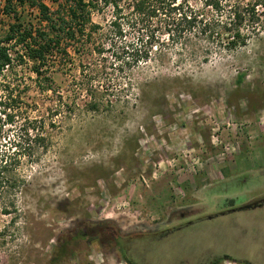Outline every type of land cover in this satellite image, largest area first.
Returning a JSON list of instances; mask_svg holds the SVG:
<instances>
[{
  "label": "rangeland",
  "instance_id": "rangeland-1",
  "mask_svg": "<svg viewBox=\"0 0 264 264\" xmlns=\"http://www.w3.org/2000/svg\"><path fill=\"white\" fill-rule=\"evenodd\" d=\"M150 1L144 15L98 2L99 28L52 57L51 81L30 63L0 72V101L19 97L0 155L25 120L50 138L10 167L21 181L0 212V264H50L61 244L53 264H126L115 235L139 264H264V205L239 209L264 197V29L235 48L197 26L178 36L169 6L203 0ZM22 15L38 24L37 9ZM136 51L148 57L133 64ZM101 222L114 236L86 231Z\"/></svg>",
  "mask_w": 264,
  "mask_h": 264
},
{
  "label": "trees",
  "instance_id": "trees-1",
  "mask_svg": "<svg viewBox=\"0 0 264 264\" xmlns=\"http://www.w3.org/2000/svg\"><path fill=\"white\" fill-rule=\"evenodd\" d=\"M56 3V8L51 11L50 7L42 0H3L2 12L11 19L8 24V32L0 37V72L14 64L30 63V68L36 75L37 81L40 77L51 81L46 75L51 68L52 57L57 56L58 61L63 64L70 56L69 47L74 48L79 43L82 36L92 33V29L97 30L99 25L92 23L91 10L95 8L101 0H52ZM105 3L112 2L114 7H118V0H104ZM131 9L134 13L144 15L146 12H155V6L150 4V0H131ZM158 0H155L157 2ZM206 7L202 12L196 10H186L181 6L172 4L169 10L176 12L177 17L172 18L173 26L179 25L177 35H181L186 28L197 26L199 35L207 37H226L221 40L227 48H235L243 45L247 37L257 35L264 29V0H203ZM37 9L38 24L35 26L25 21L22 15L23 7ZM22 8V10L20 9ZM118 27V23L114 22ZM90 25V27H88ZM120 32L121 29L118 28ZM75 41V45L72 43ZM148 57V53L136 51L132 58L133 64H138ZM40 87L42 91L49 87ZM19 97L11 95L5 102L0 101V145L1 139H5L4 128L16 122L17 112L15 104ZM7 101H9L7 103ZM94 105H92L93 107ZM46 123L42 117L25 120L21 123L18 131L9 138V146H14L11 153L7 149L0 155V212L10 213V206L16 207L10 201V197L15 196V190L19 188L20 177L14 172L10 174V167L18 162L20 156H31L39 150H46L49 146L50 138L47 134ZM6 141V143H8ZM246 207H240L247 208ZM91 226L99 228L100 236L114 233L108 231L105 222L89 223ZM111 233V234H110ZM119 250L126 264H139L137 258L129 254L127 247L123 244L120 235L111 237ZM64 244L57 249L56 257L50 259V264L57 263L61 259V251ZM199 264H216L214 261L202 262Z\"/></svg>",
  "mask_w": 264,
  "mask_h": 264
},
{
  "label": "flooded vegetation",
  "instance_id": "flooded-vegetation-1",
  "mask_svg": "<svg viewBox=\"0 0 264 264\" xmlns=\"http://www.w3.org/2000/svg\"><path fill=\"white\" fill-rule=\"evenodd\" d=\"M249 205H250L249 207H247V208H242V209H248V208H254V207H261V206H263V205H264V197H263L262 199L258 200V201H255V202L252 203V204H249ZM239 209H241V208H239ZM221 214H224V213L222 212ZM209 217H210V216H209ZM225 256H226V255H225ZM214 263L217 264V261H214Z\"/></svg>",
  "mask_w": 264,
  "mask_h": 264
}]
</instances>
